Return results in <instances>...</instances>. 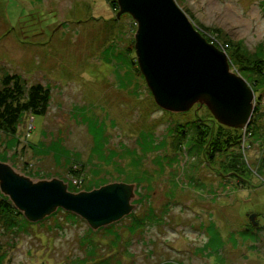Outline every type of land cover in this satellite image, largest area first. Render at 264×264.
Wrapping results in <instances>:
<instances>
[{"label": "rangeland", "instance_id": "374dc122", "mask_svg": "<svg viewBox=\"0 0 264 264\" xmlns=\"http://www.w3.org/2000/svg\"><path fill=\"white\" fill-rule=\"evenodd\" d=\"M175 1L227 55L233 41L264 57V0ZM117 11L112 0H0V74L51 95L45 115L25 114L15 136L0 135V160L72 191L122 181L137 194L133 212L110 227L55 212L2 236L0 264H264V118L236 147L247 182L223 174L228 156L211 160L195 129L184 140L178 132L199 116L212 126V114L156 105L136 61L137 24ZM239 68L232 63L251 88L260 82Z\"/></svg>", "mask_w": 264, "mask_h": 264}, {"label": "water", "instance_id": "95a60500", "mask_svg": "<svg viewBox=\"0 0 264 264\" xmlns=\"http://www.w3.org/2000/svg\"><path fill=\"white\" fill-rule=\"evenodd\" d=\"M117 18L137 24L136 61L154 102L182 113L205 106L226 127L245 129L254 113L255 93L235 72L228 55L208 42L175 0H116ZM0 193L30 223L58 209L83 219L96 231L121 221L135 209L136 184L115 181L71 191L58 177L34 179L0 160ZM256 214L249 215L253 224Z\"/></svg>", "mask_w": 264, "mask_h": 264}, {"label": "trees", "instance_id": "16d2710c", "mask_svg": "<svg viewBox=\"0 0 264 264\" xmlns=\"http://www.w3.org/2000/svg\"><path fill=\"white\" fill-rule=\"evenodd\" d=\"M112 4L118 9L116 0H112ZM215 32L218 35L220 31ZM227 44L230 52L228 56L229 58L230 56L234 58L231 62V68L232 63L237 62L240 64L239 70L241 72L252 71L256 75L257 80H260V82L255 80L258 83L254 84L255 87H252L255 92L258 90L257 86L264 84V57L255 56V54L251 56L243 52L240 42L228 41ZM25 81L17 73L2 72L0 74V135L15 136L18 131V125L25 114L34 116L45 115L47 112L51 98L50 88L43 86L41 83L27 85V81ZM261 94H255L254 113L245 129L226 127L218 123L213 117L207 119V122L209 120L212 121V126H209V123V127H207L205 124L206 119H202L199 116L197 121L180 125L178 132L181 134V140L186 138V132L188 133L189 130L195 129L198 134L197 142L200 144L206 142L208 145L204 149V156H208L211 160L216 157V154L228 156L227 161L221 162L222 173H228L242 182H247V167L236 147L240 145V138L243 137V132L247 131L250 133V130L254 132L257 127H255L256 120L264 118V105H259ZM70 188L71 191L74 190L73 187ZM56 213H60L68 219H78L76 215L66 211L63 212L61 209H58ZM33 226L34 223L28 222L22 213L11 204L9 199L0 193V238L20 232L27 233ZM89 232L90 234L92 233L90 230ZM1 248L0 245V258H4L5 253L1 252Z\"/></svg>", "mask_w": 264, "mask_h": 264}, {"label": "flooded vegetation", "instance_id": "af4514ba", "mask_svg": "<svg viewBox=\"0 0 264 264\" xmlns=\"http://www.w3.org/2000/svg\"><path fill=\"white\" fill-rule=\"evenodd\" d=\"M123 15H126V14H123Z\"/></svg>", "mask_w": 264, "mask_h": 264}]
</instances>
